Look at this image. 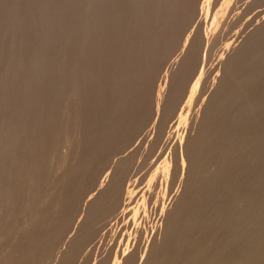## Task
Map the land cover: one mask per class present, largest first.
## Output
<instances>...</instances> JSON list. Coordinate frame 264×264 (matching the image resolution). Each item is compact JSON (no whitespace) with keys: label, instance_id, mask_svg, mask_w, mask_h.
Here are the masks:
<instances>
[{"label":"rangeland","instance_id":"1","mask_svg":"<svg viewBox=\"0 0 264 264\" xmlns=\"http://www.w3.org/2000/svg\"><path fill=\"white\" fill-rule=\"evenodd\" d=\"M119 260L264 264V0H0V264Z\"/></svg>","mask_w":264,"mask_h":264},{"label":"bare ground","instance_id":"2","mask_svg":"<svg viewBox=\"0 0 264 264\" xmlns=\"http://www.w3.org/2000/svg\"><path fill=\"white\" fill-rule=\"evenodd\" d=\"M132 1V0H131ZM123 9V8H122ZM112 23H113V26L111 27V34L112 35H114L115 34V32H116V25H115V17H116V8L113 6L112 7ZM126 10V9H125ZM222 13H221V17L218 19V20H216L212 25H211V27L209 28L210 29V31L211 30H214L216 27H219V25H220V22H221V18H222V16H224L226 13H228V6L227 5H225L221 10H220ZM124 16V15H123ZM226 16V15H225ZM229 17V16H228ZM218 18V17H217ZM225 18V17H224ZM227 20V19H226ZM223 21V20H222ZM138 23V22H137ZM133 24V23H132ZM142 24V23H141ZM215 31V30H214ZM198 80H200V79H198ZM197 83H199V81L197 82ZM197 85V84H196ZM197 87V86H196ZM199 88V87H198ZM196 90H197V88H196ZM199 90V89H198ZM195 92H197V91H195ZM194 92V93H195ZM193 93V94H194ZM198 94V93H197ZM176 139H177V137H176ZM172 143V142H171ZM175 143H176V141H175ZM174 144V143H173ZM173 144H171V146L173 145ZM134 225V224H133ZM135 227H136V225H135ZM131 232V231H130ZM128 239V238H127ZM122 258V257H121ZM124 258V257H123ZM121 260V259H120ZM118 261V262H116L115 264H121V261ZM124 260V259H123Z\"/></svg>","mask_w":264,"mask_h":264}]
</instances>
